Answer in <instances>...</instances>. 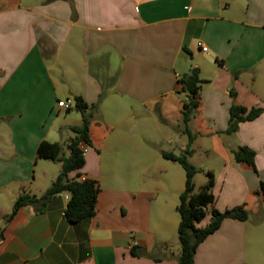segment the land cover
<instances>
[{
    "label": "crops",
    "instance_id": "1",
    "mask_svg": "<svg viewBox=\"0 0 264 264\" xmlns=\"http://www.w3.org/2000/svg\"><path fill=\"white\" fill-rule=\"evenodd\" d=\"M194 69L200 106L186 125L179 81ZM76 96L110 109L116 126L139 112L153 121L156 133L144 140L157 155L141 188L117 175L116 188L98 181L116 127L102 117L103 132L91 121L79 171L100 185L96 214L68 222L69 195L60 193L8 219L21 194L40 198L57 178L36 153L43 141L73 138L69 128L82 119L65 117L57 103ZM233 106L264 108V0H0V264H178L186 176L162 152L187 149L191 165L213 173L215 209L249 213L246 222L224 220L194 264H264V114L228 134ZM174 144L178 154L165 148ZM240 147L256 154L254 165L235 161ZM197 180L200 189L206 182Z\"/></svg>",
    "mask_w": 264,
    "mask_h": 264
},
{
    "label": "trees",
    "instance_id": "2",
    "mask_svg": "<svg viewBox=\"0 0 264 264\" xmlns=\"http://www.w3.org/2000/svg\"><path fill=\"white\" fill-rule=\"evenodd\" d=\"M46 56L48 55L45 54ZM179 83L182 85V92L187 99L184 102L182 112L183 123L187 125L200 106L203 81L199 77V71L194 69L191 74L183 75ZM74 102V110L80 113L82 120L80 125L69 128L73 138L66 145L69 152L68 156L65 155L64 146L61 143H49L47 141L41 142L36 153L37 159L60 163L59 175L40 198L21 194L17 198L8 219H11L21 207L35 203L44 205L51 197L60 193L69 195L67 208L64 212V218L68 222L76 223L96 214L100 185L97 180H81L82 174L79 171L85 166L87 149L92 147L90 124L94 112L98 110V105L89 106L81 96H76ZM262 114H264V108L247 111L245 108L233 106L230 109L227 133L234 134L241 122L252 121ZM190 155V149L181 155L162 152L164 159L180 164L186 176L185 188L177 207L180 216L177 237L181 249L178 264H194L198 246L219 230L224 220L246 222L249 219V213L243 206L224 212L215 209L216 199L213 195L214 178L212 172L206 173L207 182L199 190H196L194 178L203 171L189 163ZM233 155L237 163L254 165L256 154L248 148L240 147L233 152ZM207 216H210V222L205 226H199ZM132 252L136 254L134 249Z\"/></svg>",
    "mask_w": 264,
    "mask_h": 264
},
{
    "label": "rangeland",
    "instance_id": "3",
    "mask_svg": "<svg viewBox=\"0 0 264 264\" xmlns=\"http://www.w3.org/2000/svg\"><path fill=\"white\" fill-rule=\"evenodd\" d=\"M55 71L56 72L58 71V74L60 73L59 68H56ZM69 81H70L69 82L70 84L72 80H69ZM109 88L110 86L107 87L102 92V98H103V99L101 98L102 101L105 99L106 91L109 90ZM99 109L100 107H98V110L94 112L93 119L91 121H92L93 127H95L96 130L100 129V131L103 132L106 128L103 127L102 119L105 117L104 119L111 121L112 124L115 125L116 123L115 115H113L110 109H105V107H104V112H100ZM71 113H74V114H71ZM63 115L65 117H69L71 120H73L72 118H76V120H77V117L81 118L80 113L77 112L76 110H73V108L70 112L63 111ZM118 124L119 125L117 126L115 125L116 127L114 131L110 132V138L108 139L104 147L102 163H101L102 164L101 170L99 171L100 173L97 175L99 177L98 181L99 182L100 180H102L103 182L108 181V184H109L108 186L111 185L112 188H116L115 186L118 183H114L113 175H117L116 178L119 179L117 182L123 185L127 184L128 187H131L133 189H139L141 188V183H142L140 179V175L144 173L145 171L144 169L147 167L148 159L151 158V157L149 158V156L151 155L153 157L157 155L156 150L155 151L150 150V148L146 144V141L144 140L145 132L148 133V135L150 136L156 133V131H154V126H153L154 124L151 119H149L148 117H145V115H142L140 112L138 113L137 118L127 119L126 121L122 123L119 122ZM66 133H70V132H66ZM159 134L160 132H158V137H160ZM68 138L69 136L64 134L63 140L59 141L58 143H61L63 145L64 143L67 144L70 141V140L68 141ZM111 139H115L114 144L116 147H114L113 145L111 147L110 145ZM168 140L169 138L166 139V141ZM160 144L161 143H159L158 146L159 148H162L163 145H160ZM165 148L166 150H170L177 154L180 152L176 144H174L173 147H171L170 145H167V147ZM148 151H150V154L147 156L146 154ZM64 153L66 156H68L66 145L64 146ZM45 161H47L46 163H49V165H52L51 167L52 170H54L56 167V169H58L60 173L61 171L60 163L53 162L50 160H45ZM157 163L158 164L169 163L166 165H173V164H170V162H164L162 158H159L157 160ZM174 165L176 169H178L181 173H185L183 167L180 164H174ZM129 173H135V174L131 177L126 176ZM127 177L129 178L126 180L125 178ZM196 177L197 179H199L201 184L202 182L205 183L208 180L206 174L202 172L198 173ZM199 181L197 180L198 186H200ZM105 184H103V186ZM196 190H199V187H197Z\"/></svg>",
    "mask_w": 264,
    "mask_h": 264
},
{
    "label": "built area",
    "instance_id": "4",
    "mask_svg": "<svg viewBox=\"0 0 264 264\" xmlns=\"http://www.w3.org/2000/svg\"><path fill=\"white\" fill-rule=\"evenodd\" d=\"M198 47L203 53H206L208 51L207 47H205V45H203L202 43H198ZM74 107H75V102L71 100L59 101L57 103V108L59 110H64L66 112L72 110V108Z\"/></svg>",
    "mask_w": 264,
    "mask_h": 264
}]
</instances>
